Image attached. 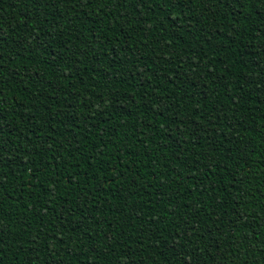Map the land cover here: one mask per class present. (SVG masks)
<instances>
[{
    "label": "trees",
    "instance_id": "obj_1",
    "mask_svg": "<svg viewBox=\"0 0 264 264\" xmlns=\"http://www.w3.org/2000/svg\"><path fill=\"white\" fill-rule=\"evenodd\" d=\"M173 2L0 0L2 264H264V0Z\"/></svg>",
    "mask_w": 264,
    "mask_h": 264
},
{
    "label": "snow or ice",
    "instance_id": "obj_2",
    "mask_svg": "<svg viewBox=\"0 0 264 264\" xmlns=\"http://www.w3.org/2000/svg\"><path fill=\"white\" fill-rule=\"evenodd\" d=\"M133 3H140L141 5H143L145 3V0H132ZM164 3H168L171 4L172 7L176 6V3L173 2V0H163ZM114 171V169H113ZM2 242V241H0ZM0 264H2V262H0Z\"/></svg>",
    "mask_w": 264,
    "mask_h": 264
}]
</instances>
